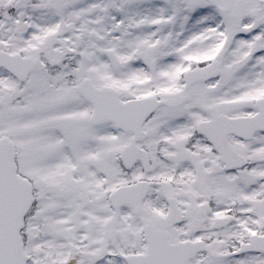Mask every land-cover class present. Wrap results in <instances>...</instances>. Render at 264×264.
Listing matches in <instances>:
<instances>
[{
    "label": "snow or ice",
    "instance_id": "snow-or-ice-1",
    "mask_svg": "<svg viewBox=\"0 0 264 264\" xmlns=\"http://www.w3.org/2000/svg\"><path fill=\"white\" fill-rule=\"evenodd\" d=\"M0 264H264V0H0Z\"/></svg>",
    "mask_w": 264,
    "mask_h": 264
}]
</instances>
